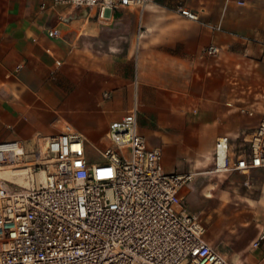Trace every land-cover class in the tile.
Here are the masks:
<instances>
[{
  "label": "crops",
  "instance_id": "obj_1",
  "mask_svg": "<svg viewBox=\"0 0 264 264\" xmlns=\"http://www.w3.org/2000/svg\"><path fill=\"white\" fill-rule=\"evenodd\" d=\"M211 44L218 53H204ZM252 100L264 104V0H150L106 19L48 0H0V142L32 150L69 125L84 135L86 153L100 150L136 107L137 131L160 149L164 172L196 178L214 172L217 137L228 138L231 155L247 150L264 116ZM243 139L236 150L231 142ZM193 189L179 194L199 218L204 189ZM247 200V211L203 217L213 232L206 240L231 264H264V187Z\"/></svg>",
  "mask_w": 264,
  "mask_h": 264
},
{
  "label": "built area",
  "instance_id": "obj_2",
  "mask_svg": "<svg viewBox=\"0 0 264 264\" xmlns=\"http://www.w3.org/2000/svg\"><path fill=\"white\" fill-rule=\"evenodd\" d=\"M48 1L106 19L150 0ZM178 11L198 19L188 8ZM48 34L60 35L56 28ZM218 52L213 44L204 48ZM136 114L133 107L108 130L100 162L90 160L84 135L69 125L32 150L18 140L0 142V166L19 169L27 183L0 178V264H231L183 204L179 192L195 174L164 172L160 149L137 131ZM247 143L231 155L228 138L217 137L213 171L264 169V116Z\"/></svg>",
  "mask_w": 264,
  "mask_h": 264
},
{
  "label": "rangeland",
  "instance_id": "obj_3",
  "mask_svg": "<svg viewBox=\"0 0 264 264\" xmlns=\"http://www.w3.org/2000/svg\"><path fill=\"white\" fill-rule=\"evenodd\" d=\"M250 105L254 109L256 115L264 109V104H259L253 100ZM254 126L255 123L252 124V128H254ZM231 144H234L235 149L238 150L246 148L247 143L246 139H243L242 141L231 142ZM97 145L101 148L104 143L98 142ZM87 154L92 161H102L98 149L93 145L87 146ZM198 181H200L199 184H197ZM202 182V187L204 189L203 197L207 209V215L203 214L202 216H199V219H201L205 228V238L211 242L213 239L212 226L209 223L205 225L203 217L208 216V218L212 220L214 219V213L217 214L218 211L225 210V208H231L235 211H247V209H250L252 205L247 199H250L251 197L255 198L258 193H260V189L264 187V169H261V171H250L245 174L237 172H213L204 174L201 177H198L197 175L196 178L188 182L185 186L193 185V190L196 192L197 189L199 190L202 188ZM209 191L212 192V195L209 194ZM199 198L201 197H193V204H195L196 200ZM211 213H213L212 216L209 215Z\"/></svg>",
  "mask_w": 264,
  "mask_h": 264
},
{
  "label": "bare ground",
  "instance_id": "obj_4",
  "mask_svg": "<svg viewBox=\"0 0 264 264\" xmlns=\"http://www.w3.org/2000/svg\"><path fill=\"white\" fill-rule=\"evenodd\" d=\"M19 171H20L19 169H9V167L0 166V178L11 179L19 184L26 185L27 184L26 181H24L22 177L18 175ZM41 176L42 175H40V177Z\"/></svg>",
  "mask_w": 264,
  "mask_h": 264
}]
</instances>
